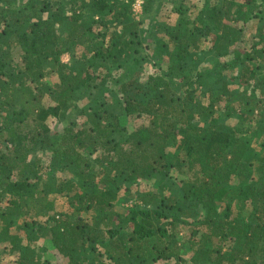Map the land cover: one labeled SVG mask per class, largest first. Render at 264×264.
Segmentation results:
<instances>
[{
    "label": "trees",
    "instance_id": "trees-1",
    "mask_svg": "<svg viewBox=\"0 0 264 264\" xmlns=\"http://www.w3.org/2000/svg\"><path fill=\"white\" fill-rule=\"evenodd\" d=\"M198 1L190 18L185 0H143L136 21L134 0H0L9 264H53L49 250L61 264L187 263L176 231L187 219L190 264H264V151L252 145L264 149V0ZM49 118L70 121L53 132ZM93 165L105 176L85 196ZM170 167L185 178L180 195L161 181L113 210L121 189L170 179ZM53 194L93 210L92 223L54 213Z\"/></svg>",
    "mask_w": 264,
    "mask_h": 264
},
{
    "label": "rangeland",
    "instance_id": "rangeland-1",
    "mask_svg": "<svg viewBox=\"0 0 264 264\" xmlns=\"http://www.w3.org/2000/svg\"><path fill=\"white\" fill-rule=\"evenodd\" d=\"M200 2L201 1H198V0H185V7L187 9L190 7V11L187 12V14L189 15L190 18H193V16L197 12V9L200 6L199 4H201ZM178 18H179V16H175V17L171 18V21H173V23H175L176 21L179 20ZM135 19H136V21H141L140 19H142V18L139 17L138 15H136ZM254 24H256V23H254ZM146 26H147V24L143 23L141 28L146 27ZM152 26H156V25H152ZM151 31L154 34L153 36H155L156 33L161 32L158 30V28H156V30L151 28ZM61 60L63 63H70L71 62V58H70L69 54H67V53H65L61 56ZM205 61H207V59ZM146 68H147L146 69L147 71L157 69L155 67L151 68L149 65L146 66ZM234 99H237V97L235 96ZM238 102H239V100H238ZM219 110H220L219 113L222 115V117H224L226 113H227L226 116L231 115V117L226 119V122H235V115L237 114L236 108H234L232 111H229L226 108L222 109V105H220ZM69 121L70 120H65L62 124L65 126L66 124H68ZM143 121H144V119L131 118L127 121V126L131 127V128L137 127V125H139ZM48 122L50 123V127H51V130L53 132H60L61 131V128L63 125L57 124L55 119L49 118ZM53 139L57 140L58 138L53 137ZM261 142H263V141H261V138H257L253 141L252 145H253V147L257 153H261L264 151L263 147L261 146ZM169 146H173V147H170L169 150H167L166 157L171 161V163H173L175 158H176L175 154H176L177 150L174 151L175 145L169 144ZM46 154L48 155L50 153H48V151H47ZM49 156L50 155H48L47 157L44 156V159L48 160ZM169 170H170V172H169L170 173V179L164 178L161 175L160 176L158 175V176L152 178L151 180H149V182H144V181L139 182L138 187H136V186H133L130 188L128 187L127 190L121 189L119 192L117 201H116V203H114L113 210H115L119 213L126 212V210L131 206V203L134 200L133 199V193H134V190L136 188H137V190H140L142 192H144V191L156 192L157 185L160 184L161 181L170 188V190H167L164 192L165 196L180 195V193H179L180 189L179 188H180V185H182V181L185 178L178 175L173 167H170ZM101 171L102 170L98 169V167L96 165H93V172L91 174V176H92L91 178L93 179V181L86 184V187L84 188L85 190H83V193L85 196L88 195L89 192H87V191H90L89 188H91V186L92 187L97 186V184L104 179L105 174L102 173ZM54 173H56V170ZM57 175L59 176V178L62 177L63 179H65V178L68 179V177H69V174L67 173V171H64L63 173L58 172ZM44 179H45V177H44ZM170 194H172V195H170ZM53 195H55V194H53ZM51 198L56 203V208H55L54 213L67 212L70 216L72 215L71 220H75L76 218L79 217L81 219L80 222H82V220H84V221H86L85 223H90V224L92 223L91 220L93 218V210L92 211L89 210V211L84 212L82 209H78V203L76 201L72 203L71 200L73 201L74 198H72L71 196L69 197V199L65 198V197H60L58 195L52 196ZM238 199H239V197H238ZM237 203H239V201L236 202L235 204H237ZM195 210L197 211V213H199L195 217L201 218V216H203L202 210L199 207H196ZM244 214L246 215L247 213L244 212ZM48 215H53V214H48ZM9 219H10L9 220L10 223L12 221L15 222V224L10 227L11 228L10 230L12 232L16 233L15 232V230L17 228L16 223L19 222V218L16 216H11ZM43 220H44V218H43ZM187 222H189L188 224H190L191 226L182 224L176 229V231L178 232L177 241L179 242V244H181V253L180 254H181L183 260L187 261V263H174V264H190L189 260L191 259V256H192V252H191L192 250L190 247H192V245L190 242L188 243L187 240L191 239L190 238V229H191V227L193 228L196 223L191 221V219H187ZM7 248H8L7 243L0 244V264H9L10 263V258L4 257V256H6ZM46 256H47V258H49V260L53 264H61L64 262V260L57 258L56 255H54V252L51 250H49L46 253Z\"/></svg>",
    "mask_w": 264,
    "mask_h": 264
},
{
    "label": "built area",
    "instance_id": "built-area-1",
    "mask_svg": "<svg viewBox=\"0 0 264 264\" xmlns=\"http://www.w3.org/2000/svg\"><path fill=\"white\" fill-rule=\"evenodd\" d=\"M142 3H143V0H134L133 10H134L136 15L141 13Z\"/></svg>",
    "mask_w": 264,
    "mask_h": 264
}]
</instances>
